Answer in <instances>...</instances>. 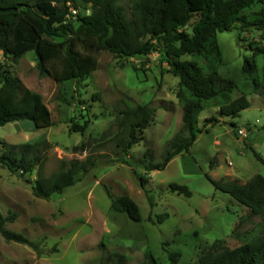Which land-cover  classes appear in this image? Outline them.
I'll use <instances>...</instances> for the list:
<instances>
[{
    "label": "rangeland",
    "instance_id": "1",
    "mask_svg": "<svg viewBox=\"0 0 264 264\" xmlns=\"http://www.w3.org/2000/svg\"><path fill=\"white\" fill-rule=\"evenodd\" d=\"M129 1L120 2L127 16ZM259 35L253 29L240 33L236 28L217 33L223 61L218 69L221 76L240 69L243 59L252 55L250 47L256 46ZM97 59V69L80 82L81 95L65 105L57 98L58 85L38 76L33 52H27L16 64L0 53V61L42 97L52 120L51 126L42 129L27 120L0 127V140L7 145L45 141L39 147L45 158L33 174H13L0 166V213L17 214L6 227L39 240L40 254L0 236V264H112L116 255H122L125 264H138L149 254L157 264H199L208 254L261 237L264 215H248L245 207L216 190L205 175L240 185L256 175L264 177V166L250 150L264 159V94L248 95L249 108L234 119L220 118L216 108L195 112L198 127L208 117L220 118L221 122L207 127L189 152L174 157L164 170L145 172L139 165L144 153L151 150L153 162H160L168 141L182 126V111L175 97L178 79L158 53L144 59L119 60L104 51ZM255 61L261 73L264 56L258 55ZM239 95L235 91L233 98ZM135 105H148L154 110V118L144 130L143 140L130 150L131 168L122 164L99 166L61 195L46 200L32 195L33 181L38 176L49 177L62 162L83 161L90 155L112 156L114 147L109 139L118 131V113ZM70 123L85 125V131L70 132ZM237 130L244 135L239 136ZM82 143L87 150L75 152L73 148ZM2 151L0 145V154ZM171 184L186 186L191 196L170 192ZM103 186L114 197H130L139 208L141 222L115 213ZM161 214L167 218L158 223ZM170 253L176 254L173 260Z\"/></svg>",
    "mask_w": 264,
    "mask_h": 264
},
{
    "label": "trees",
    "instance_id": "2",
    "mask_svg": "<svg viewBox=\"0 0 264 264\" xmlns=\"http://www.w3.org/2000/svg\"><path fill=\"white\" fill-rule=\"evenodd\" d=\"M121 1L0 0V53L16 64L27 52H33L38 76L50 78L58 85L57 98L65 105L72 104L81 95L80 82L97 69L100 52H109L119 60L161 54L170 74L178 79L175 97L182 111V126L168 141L160 162H153L151 150L139 162L145 172L161 171L174 157L188 153L207 127L219 124L220 118H237L249 108L248 95L264 94V66L259 73L255 61L258 55L264 56V0H130L128 16ZM71 6L76 9L75 15L69 12ZM189 23L190 32H187ZM234 28L240 33L249 29L260 32L259 42L250 47L252 55L243 59L240 69L221 76L218 69L223 61L217 33ZM186 56L190 59L182 60ZM235 91L240 93L237 98H233ZM205 108H216L220 118H205L198 127L195 112ZM118 114V131L109 139L114 147L112 156L90 155L83 161L62 162L49 177L38 176L33 181L32 195L42 200L61 195L99 166L122 164L131 168L130 150L143 140L144 130L153 121L154 110L148 105H135ZM23 120L36 129L52 125L42 97L0 61V127ZM229 125L234 126L231 122ZM69 130L83 133L85 125L70 123ZM0 145L3 148L0 166L13 174L31 175L45 158L39 149L45 141L7 145L0 140ZM73 150L83 153L87 146L82 143ZM250 150L264 166V159L254 149ZM205 177L216 190L245 207L248 215H264V177L256 175L243 185ZM103 189L115 213L125 215L134 223L141 222L139 208L130 197H114L106 186ZM169 190L191 196L184 185L171 184ZM16 218L15 212L10 211L6 216L0 213V236L5 241L27 245L40 254L39 240H30L7 229L6 224ZM166 218V214L158 215L157 222ZM174 256L175 253L169 254L171 260ZM112 264H125V259L116 255ZM138 264L157 263L149 254ZM199 264H264V234L238 247L208 254Z\"/></svg>",
    "mask_w": 264,
    "mask_h": 264
},
{
    "label": "built area",
    "instance_id": "3",
    "mask_svg": "<svg viewBox=\"0 0 264 264\" xmlns=\"http://www.w3.org/2000/svg\"><path fill=\"white\" fill-rule=\"evenodd\" d=\"M69 12L72 14V15H75L76 14V9H74L72 6L69 8ZM237 134L239 136H243L244 135V132L242 130H237Z\"/></svg>",
    "mask_w": 264,
    "mask_h": 264
},
{
    "label": "crops",
    "instance_id": "4",
    "mask_svg": "<svg viewBox=\"0 0 264 264\" xmlns=\"http://www.w3.org/2000/svg\"><path fill=\"white\" fill-rule=\"evenodd\" d=\"M238 97V96H237ZM237 97H235V98H237Z\"/></svg>",
    "mask_w": 264,
    "mask_h": 264
}]
</instances>
